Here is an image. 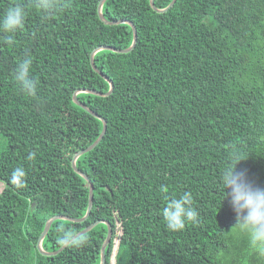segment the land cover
I'll return each mask as SVG.
<instances>
[{
    "label": "trees",
    "instance_id": "1",
    "mask_svg": "<svg viewBox=\"0 0 264 264\" xmlns=\"http://www.w3.org/2000/svg\"><path fill=\"white\" fill-rule=\"evenodd\" d=\"M153 1L156 8L171 2ZM99 2L72 0L46 18L35 0H0V18L15 4L26 10L22 28L0 32V264L100 263L105 223L81 234L82 246L54 255L36 248L49 217L78 218L87 209L88 182L71 160L103 125L72 94L109 90L90 54L133 39L129 24L99 18ZM101 12L131 21L136 43L93 55L113 90L76 94L106 121L101 140L76 159L93 184L91 210L83 221L54 219L43 249L54 251L65 231L103 219L112 228L104 264H264L217 183L234 152L249 153L236 170L264 189V0H175L164 12L150 0H104ZM26 57L35 97L14 80ZM17 167L26 173L22 186L12 180ZM184 192L197 219L170 231L160 210Z\"/></svg>",
    "mask_w": 264,
    "mask_h": 264
},
{
    "label": "clouds",
    "instance_id": "2",
    "mask_svg": "<svg viewBox=\"0 0 264 264\" xmlns=\"http://www.w3.org/2000/svg\"><path fill=\"white\" fill-rule=\"evenodd\" d=\"M36 8L47 18L71 8L72 0H35ZM26 10L20 4L10 6L0 18V32L15 33L24 26ZM8 44L13 43L11 35L6 38ZM32 59H22L16 67L14 80L22 93L29 97L37 95V82L31 75ZM249 153L234 152V163L229 161L218 176L217 183L221 187L223 199L230 198V204L235 213L236 224L247 234L250 247L264 255V189L253 186L244 172L236 170L239 161L247 159ZM33 153H29L32 159ZM26 173L22 167H17L12 173V180L17 186L23 185ZM225 189H228L226 192ZM222 199V200H223ZM221 200V201H222ZM166 228L170 231H180L187 222H195L197 211L192 207V194L184 192L179 198L167 200L160 210ZM87 237L76 236L71 231H65L60 243L67 246H82Z\"/></svg>",
    "mask_w": 264,
    "mask_h": 264
},
{
    "label": "water",
    "instance_id": "3",
    "mask_svg": "<svg viewBox=\"0 0 264 264\" xmlns=\"http://www.w3.org/2000/svg\"><path fill=\"white\" fill-rule=\"evenodd\" d=\"M103 1L104 0H100V2L98 4V7H97V11H98L99 18L104 23H106V24H116V23H122V22L129 24L131 26V28H132L133 39H132V42H131L130 46H128L127 48H124V49H116V48L111 47V46L102 45V46H98V47L94 48L92 50L91 54H90V64H91L92 69L94 71H96L100 76H102L105 80H107L109 82V90L107 92L103 93V92L96 91V90H93V89L79 88V89H76L73 92V94H72V100H73V102L75 104H77L78 106L82 107L83 109H85L87 112H89L93 116H95L98 119H100L102 121V125L103 126H102V130H101L100 134L97 136V138L90 145H88L86 148H83V149L77 151L73 155L72 160H71V166H72L73 170L75 172H77L79 175H81L88 182V203H87L86 212H85V214L82 217H78V218L70 217V216H66V215H53V216L49 217L46 220L45 225H44V228L41 231V233H40V235H39V237H38V239L36 241V248H37V250L41 254H44V255H54V254L58 253L61 249H63L66 246V245H63L62 244L58 249H56L54 251H47V250L43 249V247H42V239L45 236L46 232L48 231L51 222L54 219H57V218L67 219V220H71V221H83L89 215L90 210H91V206H92L93 184L90 181V179L87 176V174L84 173L83 171H81L80 169H78V167L76 166V159H77L78 156H80L84 152H87V151L91 150L101 140V138L104 135L105 129H106V121H105V119L103 117H101L100 115H98L95 111H93L92 109H90L84 103L78 101V99L76 98V94L78 92H88V93H92V94H96V95H100V96H106V95L110 94L111 91L113 90V82L100 69H98L96 67V65L94 63V58H93L94 53L96 51L100 50V49H109V50H112V51H115V52L124 53V52H128V51L132 50L133 47H134V45H135V43H136V37L137 36H136V28H135L134 24L131 21H129V20L119 19V20L110 21V20L105 19L104 16H103V14H102V12H101V7H102ZM174 2H175V0H171V2L166 7H164V8H156L154 6V1L153 0H150V6L154 10H156L158 12H164V11H167L172 6V4ZM98 223H105L107 225V234H106V237H105L104 241L102 242L101 249H100V255H101V257H100V263L99 264H104L105 263V248H106L107 244L109 243L110 238H111V235H112V228H111V225H110V223L108 221L103 220V219L95 220L94 222L90 223L86 227L82 228L80 231L76 232L74 235L80 236L81 234L87 232L88 230H90L92 227H94Z\"/></svg>",
    "mask_w": 264,
    "mask_h": 264
},
{
    "label": "rangeland",
    "instance_id": "4",
    "mask_svg": "<svg viewBox=\"0 0 264 264\" xmlns=\"http://www.w3.org/2000/svg\"><path fill=\"white\" fill-rule=\"evenodd\" d=\"M4 143H5V140H4ZM3 145L1 146V144H0V149H1V147H3ZM3 187H4V182L2 180H0V191L3 189Z\"/></svg>",
    "mask_w": 264,
    "mask_h": 264
}]
</instances>
